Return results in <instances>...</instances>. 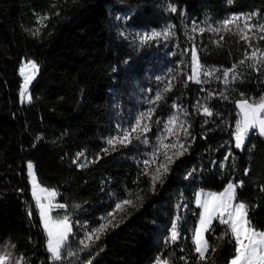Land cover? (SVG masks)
<instances>
[{
  "label": "trees",
  "instance_id": "1",
  "mask_svg": "<svg viewBox=\"0 0 264 264\" xmlns=\"http://www.w3.org/2000/svg\"><path fill=\"white\" fill-rule=\"evenodd\" d=\"M252 12L258 16L251 23L264 24V0H0V246H11L23 264H229L234 242L219 220L205 233L207 259L195 252L201 212L195 194L220 193L229 181L242 180L237 200L249 205V218L264 230V140L252 132L241 150L234 137L236 102L264 96V33L254 28L245 40L243 23L229 25L230 31L220 23ZM163 27L170 28L164 41L132 42ZM193 49L212 73L201 83L188 79ZM26 60L38 73L31 100L22 103L19 70ZM231 68L238 79L230 73L226 84L223 72ZM145 88L153 101L162 96L149 106L151 119L141 122L149 130L137 132L146 146L135 138L108 149L116 110L127 120L137 116L136 99ZM173 116L189 133L180 127L174 136L187 151L172 157L153 190L150 170L138 158L155 147ZM29 163L40 186L64 205L55 219L67 216L72 226L60 261L47 252ZM128 199L133 205L117 215L119 226L82 246L77 223L92 229L116 200ZM174 222L180 239L172 243Z\"/></svg>",
  "mask_w": 264,
  "mask_h": 264
},
{
  "label": "snow or ice",
  "instance_id": "2",
  "mask_svg": "<svg viewBox=\"0 0 264 264\" xmlns=\"http://www.w3.org/2000/svg\"><path fill=\"white\" fill-rule=\"evenodd\" d=\"M172 12H175L177 9L173 6L170 9ZM258 16L257 12L252 13H240L234 14L230 18H226L221 21V27L225 31H230L229 25L240 21L243 19L245 21L244 27L251 32L254 28L258 29L260 32L264 33V24H252L251 21L253 17ZM43 19V18H42ZM195 30V29H194ZM216 30V29H212ZM201 32L204 29H200ZM161 32L153 31L151 34H146L141 38L142 42L146 43L148 40L153 38H157L161 36ZM163 35L167 37L168 32H164ZM242 39L248 40L249 37L247 34H242ZM260 39L264 40V35L260 37ZM253 57L256 56V53L253 52ZM251 59V57H249ZM244 63V61H241ZM259 63V61H258ZM29 65L33 70H38V66L34 61H29ZM191 67H192V75L188 77L189 80H193L196 83H201L199 79L200 70L202 65L199 63L198 54L195 49L191 51ZM23 74V68L21 69ZM232 73V80L235 81L238 79V76L235 74V68L226 69L223 72V76L225 77V83H228V76ZM210 72H205L204 75H211ZM32 79L31 76H27L25 78V83L29 82ZM170 90V85L165 91ZM25 94L24 91L21 92L23 96ZM223 96V93L220 94ZM243 95V94H241ZM225 99L227 97H224ZM162 99L160 94H157L155 97V101H159ZM28 100H31V97H28ZM152 101V103H155ZM236 106L239 108L240 119L236 121L234 137H235V148L243 150L246 147V140L248 139L250 133L255 132V134L264 137V96H261L258 101H250L249 99H242L236 102ZM175 107V105H174ZM155 109H150L147 113H141L140 118H138L130 129H124L121 136L112 137L107 140V143L114 147L115 143L127 144L131 143V135L136 132H146L148 131V126L145 124L141 126V120L146 116L148 119H151L152 113ZM203 113L205 115L211 116V110L203 106ZM178 117L173 116L169 120V124H174ZM183 129L185 135H189L187 129L184 128L183 124L180 125ZM169 133L172 132V129H168ZM136 139H139V135L136 136ZM164 147H172L178 149L175 155L177 158L180 155H183L187 149L184 145L181 144H173V145H165ZM255 148V145H251V148L248 150L251 151ZM107 151V149H105ZM79 155H83L82 153ZM155 155V154H154ZM231 155V153H229ZM228 159V156L225 157ZM165 160L167 164H170L173 161L172 157H169L165 152ZM154 162V159H153ZM150 161L145 160L144 165L147 167ZM167 164H160L156 169V174L152 177V188L155 189V185L157 181L160 180L161 177V169L166 173L168 171ZM83 166V165H82ZM29 176H31L33 183V197L37 200V205L39 207V213L43 224V229L47 235V251L50 253V258L52 261H60L62 259V248L65 245L66 241L69 238V235L72 232V226L69 223L68 217L64 216L62 219L53 220L48 212L44 209V206L40 203L39 197L36 195V181L34 177V173L32 171L33 165L31 163L28 164ZM248 174V169H245V175ZM243 186V181H238L233 183L229 181L224 190L220 193H208L204 194L202 191L196 193L195 200L196 204L202 211L199 213V225L194 226L192 240L195 245V252L199 255V259L206 260L207 253L209 251V243L207 238L205 237V233L210 230V226L213 220H219L220 224L226 225L225 235L230 234L231 239L234 242V255L231 257L229 264H264V230L258 229L249 218V205L243 201L237 200V189ZM41 191H47L45 189H41ZM261 191H264V187L261 188ZM50 195H55L54 192L50 193ZM139 198V197H138ZM125 205H133V201L123 200L119 201L115 205V210H124ZM61 208L64 205H60ZM258 207V205H257ZM114 210V211H115ZM31 211H29V216H31ZM108 217H111L109 219ZM108 217H105V223L99 225V227L92 229L86 236L87 240L94 241L99 240L100 236L111 227H118V224H113V220L115 219L114 212H110ZM179 219V217L177 218ZM180 239V232L178 231L177 224L174 222L171 226L170 236L168 237L169 242H176ZM81 244L84 245L85 248H88L89 245L85 243V240L80 241ZM14 247V246H13ZM214 251V249H213ZM72 253H69L71 255ZM20 259H15L14 264H21ZM0 264H13L12 253L8 251L0 252ZM91 264V261L88 262ZM156 264H168L167 261L161 262L159 259Z\"/></svg>",
  "mask_w": 264,
  "mask_h": 264
},
{
  "label": "rangeland",
  "instance_id": "3",
  "mask_svg": "<svg viewBox=\"0 0 264 264\" xmlns=\"http://www.w3.org/2000/svg\"><path fill=\"white\" fill-rule=\"evenodd\" d=\"M237 22L238 23H243L242 28H244L245 21L243 19H241L240 21H237ZM169 29H170L169 27H163L160 30H151L149 32H144V33L136 34L135 37H134V39L132 40V42L137 43V44H145L144 42H142L141 38L143 36H145L146 34H151L153 31L161 32L162 35L159 36V37H157V38H153L151 40L164 41L166 39V37L163 35V33L164 32H168L169 33V31H168ZM244 29H245V33L244 34H248V30L246 28H244ZM151 40H148L147 42H151ZM29 61H33V60H26V61H24L21 64L20 70H19V74H20V77H21L20 99H21V102L22 103H28L29 102L28 97H29L30 86L35 81V78H36L37 73H38V70H33L31 68V65L28 64ZM22 68H23V74L21 72V69ZM205 72L206 71L201 68V70H200V76H199V79L201 80V82L202 81H205V79L208 77V76H205L204 75ZM191 75H192V72H191ZM27 76H31L32 79L29 82L25 83V78ZM155 81H156L155 82V85H157L158 83H159V86L162 85V81H163L162 76L157 75V77H155ZM191 81L192 82H195L193 80H191ZM159 88L161 89L162 87H159ZM145 89L146 90L145 91L143 90V92H141V90H140V92L142 94L140 93L139 96L136 99V115L137 116H135L133 118H130V120H127L126 119L127 114L125 112L120 111V110H116L115 118L112 120V135L110 137H108V138L105 139V144H106V146H107L108 149L112 150L115 146L129 144V143H127V144L115 143V145L113 147V146H111V145H109L107 143V140L109 138H112V137L121 136L124 129H130L133 125H135V122H136V120L138 118H140L141 113H147L149 111V106H151L152 101L154 100V97H152L153 94H151V92L149 90H147V88H145ZM22 91L25 92V94L23 96L21 95V92ZM237 110H238V114H239V111L240 110H239L238 107H237ZM176 117H178V116H176ZM240 118L241 117L239 115V119ZM146 119H147V117L145 116L141 120V122H143ZM169 120L165 124L163 131L158 134V136H157V138L155 140V147L152 150H150V151H143V152H141L140 155H139V158H138V162H139L140 166L146 172L150 170V173H151L152 177L156 174V169H157V167L160 164H167V162L165 160V152L167 153V155L169 157H173V156H175V153L178 150V149L172 148V147H164L165 145L170 146V145L176 144V141H175V137L174 136H175L176 133L178 134V132H180V130H181L180 129L181 121L179 120V118L176 120V122L174 124H171V125L169 124ZM169 128L172 129V132L171 133H169V131H168ZM143 133L145 134V132H143ZM136 136H137V132L136 133H132L131 140L132 139H135ZM140 140L143 143V146H146L145 139L143 138V139H140ZM153 159H154V162H153ZM145 160H149L150 161V163H149V165L147 167L144 165V161ZM27 166H28V164H27ZM32 171L34 173V169H32ZM161 173L162 174L164 173L163 172V169H161ZM27 176H28V183H29V186H30V191H31L32 199H33V201H34V203L36 205V208H37V210L39 212V207L37 205V200L33 197V194H32L33 193V183H32V179L33 178L31 176H29V169H28V167H27ZM34 177H35V181H36V185H37L36 195H37V197H39L40 203L44 206V209L48 212L49 216L53 220L62 219V218L55 219V217L53 215L54 212H58V211H60L62 209L60 207V205L56 202V200H57V194H56V192H54L53 190L45 189L42 186H40V184L38 183V181L36 179L35 173H34ZM41 189H45L47 191H41ZM52 192H54L55 195H50V193H52ZM199 192H201V191H198L196 193H199ZM202 192L204 194L214 193V192H211V191H202ZM195 196H196V194H195ZM118 202H119L118 200H116L114 202L112 211H109L108 213H105V214H103L100 217V222L94 228H97V227H99L100 224L105 223V219L104 218L105 217H108V214L110 212H114V215H115V219L113 220V224H115L117 222V215L120 212H122L120 210H115V205ZM195 202H196V200H195ZM127 206L128 205H125L124 206V210L126 209ZM201 211H202V209H201ZM39 216H40V213H39ZM108 218L111 219V217H108ZM40 219H41V217H40ZM41 224H42V220H41ZM85 224L86 223H77V226H78L77 228H78L79 234H81L80 241L81 240H85V243L88 244L91 241L90 240H87L86 239V236L94 228L89 229L87 227V225H85ZM198 225H199V221H198L197 226ZM42 227H43V224H42ZM45 235H46V233H45ZM46 238H47V235H46ZM46 245H47V243H46ZM82 246H84V245L82 244ZM4 251H8V252H11L12 253L13 264H14V260L15 259H20V257L17 256L13 252L12 247L9 246L8 244H4V245L0 246V252H4ZM49 255H50V253H49ZM156 262L154 264H156ZM161 262H163V261H161ZM21 264H23L22 263V260H21Z\"/></svg>",
  "mask_w": 264,
  "mask_h": 264
},
{
  "label": "water",
  "instance_id": "4",
  "mask_svg": "<svg viewBox=\"0 0 264 264\" xmlns=\"http://www.w3.org/2000/svg\"><path fill=\"white\" fill-rule=\"evenodd\" d=\"M261 137V136H260ZM264 140V137H261Z\"/></svg>",
  "mask_w": 264,
  "mask_h": 264
}]
</instances>
